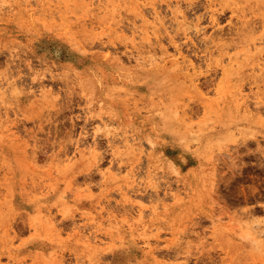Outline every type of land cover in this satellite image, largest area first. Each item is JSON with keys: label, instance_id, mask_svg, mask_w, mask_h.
I'll use <instances>...</instances> for the list:
<instances>
[{"label": "rangeland", "instance_id": "1", "mask_svg": "<svg viewBox=\"0 0 264 264\" xmlns=\"http://www.w3.org/2000/svg\"><path fill=\"white\" fill-rule=\"evenodd\" d=\"M29 1L0 0V264H264V235L241 236L264 224V71L238 53L260 31L232 15L264 0H179L199 31L163 0ZM99 114L136 149L95 134Z\"/></svg>", "mask_w": 264, "mask_h": 264}, {"label": "bare ground", "instance_id": "2", "mask_svg": "<svg viewBox=\"0 0 264 264\" xmlns=\"http://www.w3.org/2000/svg\"><path fill=\"white\" fill-rule=\"evenodd\" d=\"M27 3H30L29 0H25ZM177 4V6L175 8L171 7L169 0H163V2L169 7L170 9V13L172 14V17L174 19V21L176 22V24L178 26H180L181 28H183L184 30L188 29V28H192L195 29L196 31H199L200 30V26L198 27V23L196 21L195 24H191L190 21L187 20V18L185 17L184 15V12H182L179 8V0H174ZM51 3V2H50ZM48 3L47 6H45L42 11L43 13H46V14H49V15H56L58 12H60L61 10L58 9H55V7H52L51 4ZM57 6V4L55 5ZM181 6V5H180ZM9 7V6H8ZM150 11H151V14H152V18L154 20L155 23H160V24H163V20L162 18L160 17V12L158 11L157 7L155 4H151L150 6ZM207 10L210 12V15H214V9L212 7V5H208V8ZM64 11V10H63ZM149 14V13H148ZM147 14V16H148ZM150 14V15H151ZM232 15L235 17L236 19V22L239 24V27L237 28V30L240 28L243 33H250V34H255L257 31H260V33L258 34V36H252L250 38H248V40L246 41H241L239 46L241 47L239 50H238V53H243V54H247V52L249 53H252L253 55V58H255V62H254V68L253 69H258L260 70L261 72L264 71V49L262 48L263 45H264V16H259V17H256V19L254 18H251L248 16L247 14V10L241 8L239 9L238 8H233L232 9ZM10 16V15H9ZM141 18L143 20H147L148 17L146 16L145 13H141ZM256 20V21H255ZM155 32V31H154ZM249 35V34H248ZM214 36V35H213ZM148 39V36L146 37ZM145 38V39H146ZM214 40H215V37H213ZM221 39H223L222 37H219L218 40L221 41ZM214 40L210 41V42H213L212 44V47H215L214 49H216L215 51H219L218 52V58H217V62H221V57H222V52L224 49L228 48L229 45H226V46H223L224 44L223 43H217V42H214ZM147 42H149L147 40ZM150 43V42H149ZM211 47V48H212ZM230 47V46H229ZM233 47H238L237 44H235ZM232 47V48H233ZM231 48V47H230ZM152 53H151V59H154L156 60L157 59V54L155 53L154 49L152 48ZM175 50V49H174ZM228 50V49H227ZM136 51L138 52V57L137 58H141L139 57V48L136 49ZM150 51V50H149ZM158 51V50H157ZM173 52V51H172ZM177 53V50L175 51ZM173 52V53H175ZM212 54V53H211ZM161 55V53H160ZM217 55V54H216ZM148 57V56H147ZM226 57V56H225ZM136 58V59H137ZM143 58V57H142ZM173 58V57H172ZM180 59V60H179ZM215 59V58H214ZM226 59V58H224ZM223 59V61H224ZM144 60V59H143ZM160 60V59H159ZM191 60V59H190ZM190 60L186 59L180 52L177 53V57L175 56V58H173V64L174 66H176L177 69L179 68H182L186 71V77L189 79L191 85L200 90V85H199V80L200 79V76L199 74L200 73H197V69L195 68L193 62H191ZM140 61V60H139ZM162 62V61H161ZM182 63V64H181ZM224 63V62H222ZM225 63H226V60H225ZM218 64V63H217ZM216 64V65H217ZM228 64V68L224 67L223 64L222 67L223 69L228 72V75L230 73V70L229 68L233 67L235 64H237V62H235V60L233 58H229V61L227 62ZM250 66V65H249ZM251 67V66H250ZM66 74V73H65ZM59 75V74H58ZM72 75V74H71ZM227 75V76H228ZM78 78V77H77ZM76 79V78H75ZM73 80V79H72ZM73 82V81H71ZM98 83V82H97ZM191 87V86H190ZM202 87V86H201ZM256 87H258L256 85ZM78 88V87H77ZM253 87L250 86V89H252ZM203 89V88H202ZM238 92H237V95L239 98H241L243 100V97H244V93L242 94L243 92V86L240 85L238 88ZM205 90V89H204ZM39 91V90H38ZM81 91V90H80ZM216 91L217 93L220 92L219 88H216ZM37 93V92H36ZM92 93V92H91ZM40 95H45L46 96V92L45 91H41L40 92ZM83 95V94H81ZM256 97L258 99V101L260 102V95L257 91L256 93ZM255 97V98H256ZM257 102V101H256ZM8 111L5 109V113H7ZM161 112V111H160ZM11 113V112H10ZM9 113V114H10ZM187 113L185 112L184 115L186 116V118H189L187 115ZM97 123L95 124V127H94V133L95 134H98L99 132L102 131V134L105 135V137L111 142H114V140H118L120 143H121V146L122 147H126V148H129V149H132L134 150L136 146V139L134 138V135L132 134H128L126 133V131H116V130H111L109 127L112 125V122H114L112 119H114L112 117V115H106V116H103L101 114L97 115ZM180 127V126H179ZM176 130V129H175ZM11 133V132H10ZM117 138V139H115ZM189 138V136H188ZM181 140V139H180ZM117 141V142H118ZM148 141V140H147ZM113 144V143H112ZM118 144V143H117ZM152 144V143H151ZM95 143L92 144V147H95ZM177 145V144H176ZM136 149V148H135ZM142 150V148H140ZM117 153V152H116ZM138 156V155H137ZM120 168V167H119ZM152 172L151 170H148L147 174H146V179L147 181L151 182L152 179H153V176H152ZM154 184V183H153ZM185 184V183H184ZM185 186V185H184ZM154 188V186H152ZM186 189V187L184 188ZM173 196H176V193L175 192H171ZM25 194V193H24ZM181 194V193H180ZM136 195V194H135ZM153 199V198H152ZM155 199V198H154ZM151 200V199H150ZM31 216V215H30ZM138 216H142V209L141 208H138ZM213 224H215L214 222H212ZM251 229L252 230H249V231H244L241 236L244 238V239H247V238H254V237H260L262 235H264V224L262 225L260 222H257L255 225H251ZM235 229H233L232 231L234 232ZM195 232V231H194ZM236 232V231H235ZM238 236H240L238 234ZM240 236V237H241ZM195 237L197 238V240L199 241L200 245L203 246L204 245V242H205V238H204V235H201V233H199L198 231L196 232V235ZM98 237L96 236V234H92L90 233L88 236H87V240L90 241L92 239V241H96ZM204 238V239H203ZM254 241V240H253ZM146 245H149V241H146L145 242ZM144 244V245H145Z\"/></svg>", "mask_w": 264, "mask_h": 264}]
</instances>
